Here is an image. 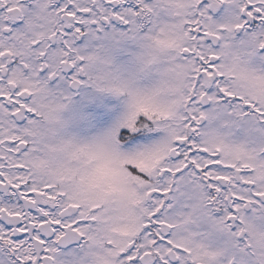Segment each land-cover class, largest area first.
<instances>
[{
	"label": "snow or ice",
	"instance_id": "snow-or-ice-1",
	"mask_svg": "<svg viewBox=\"0 0 264 264\" xmlns=\"http://www.w3.org/2000/svg\"><path fill=\"white\" fill-rule=\"evenodd\" d=\"M0 264H264V0H0Z\"/></svg>",
	"mask_w": 264,
	"mask_h": 264
}]
</instances>
